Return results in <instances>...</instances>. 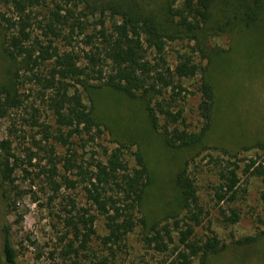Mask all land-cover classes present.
Masks as SVG:
<instances>
[{"label":"trees","instance_id":"obj_1","mask_svg":"<svg viewBox=\"0 0 264 264\" xmlns=\"http://www.w3.org/2000/svg\"><path fill=\"white\" fill-rule=\"evenodd\" d=\"M162 1L161 11H157L135 0H0V55L6 61L0 72V118L8 122L7 137L0 139V197L4 202L0 264H16L7 220V186L14 183L16 172L27 171L24 164L35 165L37 160L43 162L39 170L46 169L52 192L49 198L57 200L53 214L65 230L62 256L91 253L87 264H125L116 262V256L136 229L141 243L163 256L160 264H191L198 254H218L225 248L211 230L203 240L194 235L195 226L203 220V208L191 169L193 154L174 159L179 211L152 219L143 211L151 176L142 151L138 147L129 150L133 141L128 145L117 141L110 149L96 142L104 124L93 113L91 92L108 88L135 101L142 118L159 131L167 149L192 150L204 143L215 106L213 84L205 76V66L192 54L174 50L175 59L170 62L166 51L173 40H190L201 57L207 58V35L235 29L227 21L212 22L217 7L223 15L230 0L220 4L215 0ZM248 1L249 6L243 3L236 16L240 29L251 28L258 21L264 3ZM199 72L203 76L196 87V110L201 126L189 130L183 103L194 91H188L181 79ZM45 113L52 122L41 119ZM25 128L34 131L21 157L12 151L11 138L23 136ZM60 147L62 155L56 154ZM126 151L132 155L131 164ZM236 155L229 154L233 159L209 158L216 168L212 189L217 203H232L237 197L241 159ZM242 171L264 178V163L250 158ZM65 185L80 187L84 204L61 191ZM260 201L264 212V192ZM231 213L230 220L237 221V213ZM99 218L103 220L102 235L96 229ZM257 240L244 236L234 244L242 247ZM93 241L102 247L98 253H92Z\"/></svg>","mask_w":264,"mask_h":264},{"label":"rangeland","instance_id":"obj_2","mask_svg":"<svg viewBox=\"0 0 264 264\" xmlns=\"http://www.w3.org/2000/svg\"><path fill=\"white\" fill-rule=\"evenodd\" d=\"M135 1L157 11H161L163 3L162 0ZM215 1L220 4L222 0ZM243 3L247 7L251 1L230 0L223 15L218 7L214 11L213 24L220 25L227 21L234 24L235 29L231 32L217 30L207 35V58L201 57L194 41L176 39L168 43L166 55L170 62L175 59L174 50L192 54L195 61L205 66V76L213 84L215 106L212 124L200 147L180 151L167 149L159 131L142 118L134 100L108 88L91 92L93 113L104 124L103 133L96 139L97 144L110 149L117 141L126 144L133 141L135 144L129 145V150L138 147L143 153L151 176L143 211L152 219L162 218L167 212L179 211L174 196V159L193 154L191 169L196 178L198 200L203 208V220L195 226L194 235L203 240L211 230L225 248L218 254H198L191 264H264V212L263 202L260 201V195L264 192V178L242 171L250 158L264 163V36H261L264 33V3L258 21L251 28L240 29L236 25V16L241 13ZM5 65L6 61L0 55V72ZM202 76L203 73L199 72L192 78L181 79L188 91H194L187 94L183 103L185 123L189 130H198L201 126L196 110L199 102L196 87ZM41 119L52 122L48 113L42 115ZM7 123V120L0 118V139L7 137ZM25 129L23 136L20 133L18 137L11 138L12 151L21 157H24L23 150L29 146L30 135L34 131ZM56 149V154H63V148ZM96 149L102 155L100 146ZM130 151L125 152L129 164L133 163ZM234 153L237 154L236 158L241 159L238 162L237 197L232 203H217L212 189L216 182V168L208 162L209 158L233 159L229 154ZM42 164L38 160L35 165L24 164L27 171L16 172L14 183L7 186L9 198L6 202L10 205L7 220L16 264H87L88 259L93 257L91 253H82L79 257L61 254L64 250L61 236L65 230L53 214L57 200L49 198L52 192L47 185L46 169L39 170ZM61 191L73 194L79 204H84L80 187L73 189L65 185ZM3 205L0 197V213ZM232 210L238 215V220L234 222L230 220ZM96 229L99 235L104 234L102 218L96 220ZM244 236H255L258 240L252 245L236 246L234 241ZM126 243L123 251L117 253L116 262L160 264L163 260L162 255L141 243L137 229L128 235ZM91 248L92 253L93 250L98 253L102 247L93 241Z\"/></svg>","mask_w":264,"mask_h":264}]
</instances>
